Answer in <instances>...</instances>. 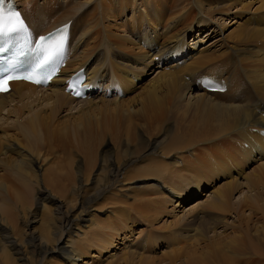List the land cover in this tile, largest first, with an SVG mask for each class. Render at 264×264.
Listing matches in <instances>:
<instances>
[{
  "label": "bare ground",
  "instance_id": "bare-ground-1",
  "mask_svg": "<svg viewBox=\"0 0 264 264\" xmlns=\"http://www.w3.org/2000/svg\"><path fill=\"white\" fill-rule=\"evenodd\" d=\"M14 1L22 9L33 36L67 22H70V29L61 69L46 87H38L26 82H14L11 90L0 94V126L5 121V116H9L11 112L15 113L11 127L13 131L3 133L0 138V154L2 155L0 161L9 168L0 177V255L5 256L9 264H20L18 261L23 264H50L53 254L56 253L59 254L63 264H80V262L87 264L86 260L95 259L97 261L103 254L111 252L114 246L117 247L115 243L119 244L121 235L118 237V231L103 232L97 235L90 245L82 242L86 233L81 231V228L90 229L94 225L92 217L83 219V215L91 214V204L98 200L103 190H98L91 196L76 193L75 198H71L76 205L73 207L70 202L61 210L63 204L56 201L52 194L44 193L41 189L40 199L45 195L46 201L51 202L53 207L52 213L46 215L48 224L46 231L38 236H31L26 243V250L18 248L15 240L12 238L10 240V237L16 232L15 221L18 219L24 221L29 213L34 185L41 183L62 191L61 179L58 176L52 172H43L40 176L38 175V170L42 167L37 164L39 161L37 157H40L42 161L46 159L34 150L40 143L49 147L55 141L63 143L70 141L73 137L80 138L79 129L59 124L56 121V115L63 108L72 106L71 104L75 101V105L91 102L89 96L92 93H98L99 90H101L99 94L102 95L107 94L108 91H115L116 96L121 94L120 98L130 91L132 83L130 77L133 73L129 68L131 63L127 51L133 49L128 48L127 45L136 43V38L131 39L127 29L138 31L139 35L136 37L141 38L139 42L148 46V50L144 53L145 51L143 52L140 46L136 45L139 52L134 54L136 58L133 60V65L136 66L137 72H143L145 69L153 72L155 68L158 75L154 84L147 87L145 96L151 92L154 96L161 91L165 93L168 102L175 106H178L180 100L185 97L188 101L184 108L191 106L197 112L193 122L196 138L194 143L221 141L230 146L231 152L227 165L224 161H218L219 166L212 165L210 162L213 160L208 159L210 174L228 175L236 170L238 162L247 165L251 162H258V158L264 162V137L258 134V130L264 128V3L261 4L260 11L257 10V17L253 23H244L250 26V30L241 32L235 43L225 45L229 48V52L215 56L208 54L209 48L202 49L197 54H190L192 50L190 47L200 44V41L193 43L192 46L187 45L183 32L177 33L173 37V42L168 46L159 44L160 36L156 29L160 26L163 17L164 8L161 0H140L137 4L136 0H133L131 10L134 11L138 6L139 13L130 19V24L121 35L108 33V39L102 47L101 58H96L89 46L90 40L85 27L82 32L86 13L81 3L75 0H65L61 3V9L59 8L63 13L62 16L60 14V18H55L47 25L51 21L49 19L52 18V13L58 10L56 3L42 0L41 5H36L34 0ZM249 5L251 3L247 6H239L236 0L235 3L228 5V8L243 11ZM101 12L104 18H112L113 7L105 3L101 7ZM207 13L220 14V9L209 10ZM152 17L156 19V22ZM146 26L152 30V33L147 30ZM208 32H197L195 36L198 38L203 34L205 37H210L211 34L209 35ZM242 45L247 46L243 48ZM156 52L158 53L153 54ZM173 55L178 57H173ZM189 57L190 60L184 62ZM221 57L227 60L219 64L211 63L217 62ZM172 59L182 60L178 61L179 67L183 65L182 68L178 69L175 64L169 66L168 71L165 72V68L162 71L161 66H154V61H158V64L164 61L162 66H165ZM231 66H233L232 71L226 74ZM80 68L85 70L87 81L92 83L90 95L85 99L70 96L64 91L65 86L62 84L66 78ZM206 69L208 72H203ZM203 76L223 78L226 82V91L223 93L205 91L196 82ZM100 100L104 99L100 97ZM112 101L121 102L116 98ZM34 104H44L42 111L45 114H42V111L33 112L28 119L22 122V112L24 109H30ZM148 104L150 107L144 105L142 108L145 121L148 109L154 111L158 107L154 99H150ZM159 108L161 118L165 119L167 110L163 105ZM31 112L32 110H29L28 114ZM175 141L176 137L168 146L169 152L179 148L175 145ZM242 145H246L247 148ZM129 163L134 162L129 161ZM171 165L173 173L177 172L178 169H174L178 165L177 160H174ZM259 168L260 172L256 181L242 178L245 188L241 191L242 196L240 192V199L236 202H232V192L237 191V188L240 190L243 185L233 181H231L233 184L231 189H227V186H231L227 182V186L215 190L211 196H208L203 204L208 212L202 213L205 217L209 215L212 223L210 227L206 225L196 227L188 245H182L185 237L180 234L185 226L176 223L167 231L173 235L170 245L166 247L167 250L169 248L171 250L162 253L157 263L152 259H137L132 254L127 259H120L117 264H264V163ZM119 175L120 167L111 165L107 185L114 186ZM66 178L70 179V176ZM168 186L171 190L174 183H168ZM46 201L41 203L43 213L47 210ZM200 205L197 204V207ZM197 209L193 208L187 214H195ZM229 213L234 214L232 222L225 221V216ZM82 222L84 225L79 227ZM100 229L109 230L105 225L97 230ZM175 234L178 235L175 236ZM17 236H22V233H17ZM132 247L133 244L124 248L128 250ZM13 254L17 256V259L13 257ZM128 254L130 253L125 255ZM115 257L111 255L109 258ZM134 260L137 262L135 263Z\"/></svg>",
  "mask_w": 264,
  "mask_h": 264
},
{
  "label": "rangeland",
  "instance_id": "rangeland-1",
  "mask_svg": "<svg viewBox=\"0 0 264 264\" xmlns=\"http://www.w3.org/2000/svg\"><path fill=\"white\" fill-rule=\"evenodd\" d=\"M34 1L36 5H41L42 0ZM50 1L58 5V10L52 13V18H54L49 19L51 21L47 25L55 18L62 16L61 3L65 0ZM75 1L84 7L86 17L82 32L85 27L90 40L89 46L96 58H101L102 47L108 39V33L121 35L130 24V19L139 13L138 6L134 11L131 10L133 0ZM139 1L136 0V4ZM235 1L161 0L164 8L163 17L160 26L156 29L160 36L159 44L168 46L173 42V37L177 33L183 32L187 45L192 46L193 43L200 41V44L190 47L193 50L190 51L192 55L205 48L210 49L208 54L215 56L229 52V48L225 45L235 43L241 32L250 30V26H246L244 23H253L257 12L260 11L261 4L264 3V0H238L239 6H247L249 3L251 5L243 11H235V9L228 8V5ZM105 3L113 7L112 18L106 19L102 15L101 7ZM217 8L220 9V14H206L207 11ZM152 18L156 22V19ZM131 30L127 29V32L131 39L136 38V43L130 44L131 46L127 45L128 48L133 49L127 51L131 63L129 68L133 73V76L130 77L132 81L130 91L123 94L122 98L115 94L107 96L108 93L104 95L96 93L90 97L91 102L87 104L75 105V101L71 104L72 106L63 108L56 115V121L61 125L79 129L80 138L73 137L70 141L63 143L55 141L49 147L40 143L34 148L46 159L42 161L36 155L39 158L37 164L42 167L38 170V175L40 176L43 172H52L61 179L62 191L41 183L34 185L29 213L24 221L19 219L15 221L16 232L12 235L14 237H10V240L11 238L15 240L18 248L26 250L29 238L45 232L48 227L46 215L52 213L53 207L51 202L46 201L45 195L40 199L41 189L44 193L52 194L56 201L63 204L61 210L64 205L70 202L73 207L76 205V202L71 201V198H75L76 193L91 196L94 192L103 190L98 200L91 204V214L83 215V219L92 217L94 225L90 229L81 228V231L86 233L82 242L90 245L95 241L97 235L113 231H118V237L121 235V239H119V244L115 243L117 247L114 246L109 252L110 254H103L97 261L90 259L85 262L87 264H117L120 259H127L129 255L133 254L137 259H152L157 263L161 259L162 253L171 250V248L168 250L166 248L170 245L173 236L167 232L169 228L176 223L185 226L180 234L185 237L182 245H188L196 227L202 225L210 227V223H212L210 216L205 217L202 213L208 212L203 205L208 196H211L215 190L227 186V182L231 184L233 181L243 185L240 190L237 188V191L232 192V202H236L240 199V192L245 188L242 178L256 181L260 172L259 166L264 163L263 160H259L261 158H258V162H251L247 165L238 162L236 170L228 175L210 174L208 159L213 160L210 162L212 165L219 166L218 161H224L227 165L231 148L226 142L223 144L221 141L194 143L196 138L194 137L193 122L197 112L191 106L187 109L184 108L188 101L185 97L180 100L178 106H175L168 102L165 93L161 91L154 96L152 92L145 96L147 87L154 84L158 75L155 68L153 72L148 69L140 73L137 72L136 66L133 65V60L136 58L134 54L139 52L136 45H139V48L143 52L145 51L144 53L148 50V46L139 42L141 38L136 37L139 35L138 31ZM147 30L152 33L148 27ZM204 31H209L210 37H205L203 34L198 38L195 36L197 32ZM245 46L247 45H242L243 48ZM114 51L117 53L116 49ZM158 51H160L159 47ZM173 57L178 56L173 55ZM68 58L70 59V57ZM189 60L190 57L184 62ZM226 60L221 57L217 62L211 63L219 64ZM178 61L172 59L165 66H162L164 61L161 64L154 61V66L159 65L158 67H162L160 70L165 68V72H167L169 66L175 64L178 69L182 68L183 65L179 67ZM108 66H111L110 63ZM232 69L233 66L226 71V74ZM203 72H208V69ZM194 90L196 89L194 88ZM99 96L104 100L101 101ZM114 98L121 102L112 101ZM150 99H154L158 107L154 111L148 109L145 121L142 108L144 105L150 107L148 104ZM160 105H163L167 110L165 119L161 118ZM43 106L44 104H34L30 109H24L21 121L28 119L33 112L42 111ZM29 110H32L30 114H28ZM11 113L9 116H5V121L1 124L2 128L0 126V138L3 133L13 131L11 127L14 123L15 113ZM174 137H176L175 145L179 148L169 152L168 146L173 142ZM242 146L247 148L246 145ZM0 156L2 155L0 154ZM174 160L178 162V165L174 167V169H178L175 173H173L171 165ZM129 161L134 163H129ZM111 165L120 167V175L114 186L107 185ZM42 169L43 171H41ZM8 170V166L0 161V177L4 171ZM67 176H70V179H67ZM168 183H174L172 191L169 190ZM230 187H233V184L227 186V189H231ZM242 194L243 192H241V196ZM43 201H46L47 208L44 213L41 211ZM197 204L201 205L197 207ZM203 206L204 208H202ZM193 208H198L195 214H187ZM233 219V213L225 216V221L232 222ZM82 225H84L83 222L79 224V227ZM103 225L109 230H97ZM121 231H124V234ZM17 233H22V236L18 237ZM177 235L175 234V236ZM132 244L131 249L124 248ZM126 253L130 254L125 255ZM53 255L50 264H63L59 254ZM111 255L116 257L109 258ZM13 257L17 259L15 254ZM18 263L23 264L19 261ZM0 264H9L5 256L0 255ZM80 264L83 263L80 262Z\"/></svg>",
  "mask_w": 264,
  "mask_h": 264
},
{
  "label": "snow or ice",
  "instance_id": "snow-or-ice-1",
  "mask_svg": "<svg viewBox=\"0 0 264 264\" xmlns=\"http://www.w3.org/2000/svg\"><path fill=\"white\" fill-rule=\"evenodd\" d=\"M6 0H0V37L8 36L23 28V22L18 12L6 11ZM63 38L59 37L52 43H46L45 37H39L36 42V58L23 75H5L0 77V93L8 91L7 84L11 80L23 79L35 84L46 83L56 71V58L62 53ZM3 51V49H0ZM79 95L80 93H76Z\"/></svg>",
  "mask_w": 264,
  "mask_h": 264
}]
</instances>
